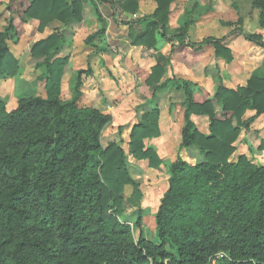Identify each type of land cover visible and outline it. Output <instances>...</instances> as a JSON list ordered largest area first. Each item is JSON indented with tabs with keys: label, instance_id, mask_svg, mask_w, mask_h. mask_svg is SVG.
Returning a JSON list of instances; mask_svg holds the SVG:
<instances>
[{
	"label": "trees",
	"instance_id": "1",
	"mask_svg": "<svg viewBox=\"0 0 264 264\" xmlns=\"http://www.w3.org/2000/svg\"><path fill=\"white\" fill-rule=\"evenodd\" d=\"M86 1L29 0L25 16L38 22L40 32L53 22L79 23ZM97 1L121 14L138 10L137 0ZM175 1L153 0L152 14L124 23L131 46L156 50L164 40L171 48L177 43L196 52L211 47L216 58L230 63L224 38L189 42L192 10L170 30ZM251 1L264 30V0ZM95 14L102 24L97 8ZM11 31L9 23L0 32V76H14L18 69L7 46ZM103 34L100 27L86 38V45ZM236 34L264 50L260 35ZM63 46L64 37L55 30L31 49L32 56L43 57L44 97L22 98L10 112L0 101V264H212L218 256V264H264V166L245 155L234 157L241 129L264 115V62L236 90L227 89L218 76L212 98L221 110L218 119L212 100H193L190 82L163 79L170 61L156 52L145 85L152 96L170 87L182 93L179 149L196 148L202 161L192 165L178 156L168 166L167 189L154 217L155 241L142 234L139 212L134 240L129 226L118 219L124 187H132L127 200L131 205L139 206L141 191L130 178L121 146L101 145L111 117L78 105L90 67L73 73L70 97L61 99L68 59L55 56ZM248 111L253 116L243 120ZM159 115L157 108L144 113L129 133L130 157L147 161L152 170L162 160L144 141L160 137ZM192 116L209 117L207 135L198 131ZM258 150L264 151V139Z\"/></svg>",
	"mask_w": 264,
	"mask_h": 264
},
{
	"label": "rangeland",
	"instance_id": "2",
	"mask_svg": "<svg viewBox=\"0 0 264 264\" xmlns=\"http://www.w3.org/2000/svg\"><path fill=\"white\" fill-rule=\"evenodd\" d=\"M28 6L29 0H0V32L11 23L12 31L7 46L9 53L18 64L14 76H0V101H4L5 110L10 112L16 108L17 102L22 98L45 96L44 68L39 65L43 61V57L32 56L31 49L36 42L45 39L55 30H59L64 37V46L55 58L68 59L61 79V99L63 101L70 97L68 82L73 73L90 67L93 78L92 68L96 61L95 65L98 69L96 83L88 82L90 78L85 80L83 77L86 99L84 98V101L82 99L84 102L82 105L95 107L111 117V122L102 133L101 145L106 147L108 143L116 142L121 146L126 154L125 161L130 178L139 186L142 194L139 206L131 205L127 200L132 196V187H124L125 202L122 205V216L118 221L129 226L133 238L136 240L139 230L133 225L139 212L142 234L147 240L155 241L154 217L159 201L167 189L168 166L178 156L192 165L202 161V157L194 147L179 150L183 95L169 88L167 93L160 95V99L157 94L152 96V91L149 88L148 90L142 82L147 67L139 65L136 59L139 51L128 53V49L133 47L128 41L129 29H123L126 27L124 23L128 21V17H124L111 6L97 0H87L82 7L81 22H73L65 26L59 22H55L57 25L53 26V22L41 32L38 29V22L25 16ZM95 8L102 16V24L97 20ZM188 10H192L190 20L193 21L188 33L189 42L198 44L205 38H224V46L231 50L232 61L227 63L223 59L216 60L211 47H204L202 49L205 53L204 56L197 59L201 53L193 52L185 46L179 47L177 43L171 51L169 44L166 46L162 42L164 40H160L159 46L156 50L150 51L148 57H151L154 51L159 53L164 51L168 54L167 58L170 62L165 67L167 77L164 79H170L171 75L175 78L170 68H172L171 61L175 63L174 59H177L185 64L194 79H200L199 84H196V86L200 85L199 89H194L198 101L212 100L214 94L208 96L206 92L216 90L218 76L221 73L225 75L223 79L228 86L236 89L239 86H244L249 76L264 61L263 49L257 47L260 49L257 55L256 46L245 41L242 37H237L236 34L242 31L249 35H260L264 42V30L259 26V11L253 7L252 1L176 0L170 6L171 16H169L172 22L176 21L178 16L177 21L179 22ZM133 17L136 18V15ZM100 27L104 28L102 37L94 40L90 45H86V38ZM175 27L170 30H174ZM231 40L233 41L231 42ZM101 48L104 51H101ZM206 48H210V50L208 51ZM185 49H189V51ZM101 53H105L107 63H104L100 58L99 54ZM175 53L177 54L175 55ZM96 57L101 61H97ZM257 58L262 61L256 63ZM193 60L199 64H192ZM179 79L182 80L181 77ZM99 81L100 83H97ZM153 108H157L160 112V137L157 140L144 141V144L153 147L162 160V165L156 170L149 169L147 161L133 160L128 150L129 129L140 120L143 110ZM213 108L214 116L219 119L221 110L214 101ZM253 114L254 112L248 111L243 120L249 119ZM259 117L252 121L247 128L241 129L240 136L235 143L234 157L245 155L252 159L253 163L264 166V151L258 150L261 140L264 139V120ZM206 118L196 121L200 133L204 135L207 134L209 124V117ZM219 258L220 256L216 257L212 264H218Z\"/></svg>",
	"mask_w": 264,
	"mask_h": 264
},
{
	"label": "crops",
	"instance_id": "3",
	"mask_svg": "<svg viewBox=\"0 0 264 264\" xmlns=\"http://www.w3.org/2000/svg\"><path fill=\"white\" fill-rule=\"evenodd\" d=\"M155 3L153 2V0H138V10H137V12H136V18H141V17H143V16H147V15H150V14H152L153 13V11H154V9H155ZM115 10H117V9H115ZM118 11V10H117ZM171 13V12H170ZM121 14V13H120ZM122 15H124V17L126 16V17H128V21H129V19L130 20H133L134 19V15H131V16H128V15H126L125 13H122ZM171 16V15H170ZM169 16V28H171V29H173L175 26H177V19L179 18V16L177 17V19H176V21H174V22H172V19H171V17ZM131 17V18H130ZM54 25H57V23H53V26ZM128 28V26H126V27H123V29H127ZM176 28V27H175ZM138 30V29H137ZM128 31V30H127ZM126 35H127V32L125 33ZM125 35V36H126ZM239 40V39H238ZM128 41H129V38H128ZM233 40H231V42H232ZM235 41V40H234ZM166 46L168 45V43L166 42H164V41H162ZM161 42V43H162ZM130 43V42H129ZM159 44V43H158ZM157 44V47L159 46ZM169 47H170V50L172 51V49L174 48H171V46H170V44L168 45ZM184 47V46H183ZM182 47V48H183ZM165 48V47H164ZM188 48V47H187ZM190 49V48H189ZM189 49H185V50H187V51H189ZM206 49H208V51L210 50V48H206ZM256 49H257V55H258V53H259V51H260V49H258L257 47H256ZM190 50H192V49H190ZM137 51H139V55L137 56V61H138V63H139V65H144L145 67H147V70L145 71V77H144V79H143V84L145 85V81H146V79L148 78V76H149V74H150V70H151V68L155 65V52L156 51H154V54L153 55H151V57H148V54L150 53V51L152 52L153 50H147V49H145V48H142V47H130L129 49H128V53H137ZM148 51V52H147ZM193 52H196V51H194V50H192ZM204 50H201L200 52H196V53H201L200 55H198L197 56V59H201L203 56H204V52H203ZM161 53H162V55L163 56H165V57H167V53L166 52H162V51H160ZM104 54L105 53H101V54H99V56H100V58L104 61V63H107L106 61L107 60H105L106 58H105V56H104ZM177 53H175V55H176ZM143 56V57H142ZM141 57H142V59H141ZM211 57H212V54H211ZM97 58V61H101V59L100 60H98V57H96ZM258 60H256V63H260L262 60L261 59H259V58H257ZM264 59V58H263ZM176 62L174 63L173 61H171V64H172V68H170L171 69V72L173 73V76H175V78H176V76H178L176 79H179V77H181L182 78V80H185V81H188V82H190L191 83V89H192V92H193V100L195 101V102H197V103H201V102H203V101H198L197 100V98H196V95H195V92H194V89H196V88H198L199 89V87H200V85H198V86H196V84H199V82H200V79L199 78H197V79H194V76H192L191 75V73L189 72L190 70L185 66V64H182L180 61H178L177 59H174ZM195 60V59H194ZM194 60H193V63L192 64H199V62H194ZM216 60H218L219 61V59L217 58ZM201 61V60H200ZM264 61H262V63H263ZM95 63H96V61H95ZM95 63L93 64V68H92V70H93V72H94V76H93V78H92V73H91V75L89 76V77H85L84 79L85 80H87V79H89L90 78V80L88 81V82H94V83H96V80H97V76H96V73H98V69L96 68V65H95ZM261 63V64H262ZM165 70V69H164ZM203 72V71H202ZM170 73V72H169ZM224 74L223 73H221L220 74V77H221V80H222V83H223V85L227 88V89H231V90H236V88H232V87H230V86H228L227 85V82L223 79L224 78ZM164 77H167V72L165 71V73H164ZM164 77H163V79H164ZM171 77H172V75H171ZM170 77V78H171ZM84 79H83V81H84ZM203 79V78H202ZM97 83H100V81L99 82H97ZM231 83V82H230ZM146 86V85H145ZM85 86L83 87V85H82V88H81V92H82V97L80 98V101H79V103H78V105L80 106V107H92V106H90V105H82V103H84V102H82V99H83V101H84V98L86 99V97H84V93H85ZM146 88L148 89V87L146 86ZM171 88V87H170ZM172 89V88H171ZM149 90V89H148ZM168 90H170L169 88H167V89H164V90H162V91H160V92H158L157 93V97H158V99H160V95L162 94V93H167V91ZM174 92H177V93H179L178 91H175L174 89H172ZM214 92H215V90L213 89L212 90V92H206V95H212V94H214ZM181 93V92H180ZM182 94V93H181ZM207 96V97H208ZM213 96V95H212ZM92 108H95V107H92ZM95 109H97V108H95ZM98 110V109H97ZM99 111V110H98ZM148 111H150V110H143V112H142V114H141V116L144 114V113H146V112H148ZM102 113V112H101ZM104 114V113H103ZM106 115V114H105ZM181 115H182V118H181V120H182V125H183V111H182V113H181ZM191 119H192V121L194 122V124L196 125V127H197V129H198V122H196L197 121V119H207L206 118V116H192L191 117ZM259 119H262V120H264V115H261L260 117H259ZM159 120H160V115H159ZM136 124V123H135ZM182 125H181V128H182ZM208 126H209V124H208ZM208 126H207V134H208ZM131 129V128H130ZM130 129H129V133H130ZM159 129H160V126H159ZM198 131H199V129H198ZM200 132V131H199ZM180 133H181V130H180ZM206 134V135H207ZM179 138H180V143H181V136L179 135ZM157 140V139H156ZM128 141H129V134H128ZM153 141V140H152ZM180 143H179V146H180ZM188 149H190V148H188ZM180 150V149H179ZM182 150H187V149H182ZM157 153V152H156ZM136 161V160H135ZM200 162V161H199ZM198 162V163H199ZM152 170V169H151Z\"/></svg>",
	"mask_w": 264,
	"mask_h": 264
}]
</instances>
